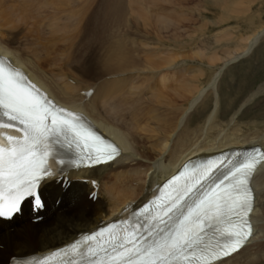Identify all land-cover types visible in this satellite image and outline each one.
<instances>
[{
	"label": "bare ground",
	"instance_id": "1",
	"mask_svg": "<svg viewBox=\"0 0 264 264\" xmlns=\"http://www.w3.org/2000/svg\"><path fill=\"white\" fill-rule=\"evenodd\" d=\"M67 1L0 0V54L24 71L56 104L82 114L115 140L122 153L112 162L66 171L45 180L39 190L44 197L42 210L35 214L26 201L19 215L7 221L0 219V229L4 230H0V264L9 259L11 247L20 258L42 254L117 218L123 209L137 207L154 185L185 160L254 145L264 151V125L261 130L255 128L244 134L235 120L238 111L225 120L228 112L220 110L219 87L227 67L247 56L264 36L263 24L242 36L244 43L239 50L224 51V46V52L215 55L203 46L194 52L205 55L215 65L206 84L200 86L205 69L177 66L178 55L172 53L180 39L178 22L170 7L127 6L125 0ZM194 1L197 15L205 16L199 7L204 9L206 0ZM212 1L211 6L225 9L218 23L230 17L228 6L232 7L230 12L238 13L241 6H251L252 2ZM226 33V29L218 30L215 42L229 40L232 36L226 37ZM189 37L182 40L180 48L192 42V35ZM48 40L55 45L67 41V52L63 53L62 47L60 51L49 49ZM162 70L166 73L160 74ZM167 72L179 74L173 81L176 86L164 84L165 78H172ZM263 90L258 87L239 108ZM194 114L203 121L195 120ZM65 177L67 186L62 184ZM252 186L253 236L239 251L212 264H264V156ZM93 195H97L94 200ZM24 214L32 219L41 215L44 218L21 225L25 223ZM49 217L53 219L42 223ZM14 225L20 227L15 229Z\"/></svg>",
	"mask_w": 264,
	"mask_h": 264
},
{
	"label": "rangeland",
	"instance_id": "2",
	"mask_svg": "<svg viewBox=\"0 0 264 264\" xmlns=\"http://www.w3.org/2000/svg\"><path fill=\"white\" fill-rule=\"evenodd\" d=\"M135 2L138 3V5H136ZM194 2L197 1L194 0L193 2L190 1L187 2V0H153V1L125 0L124 1V3L127 6H133L135 4L134 6H150L149 8L152 9L156 6L158 7L168 6L171 8V11L174 12L178 22L179 28L177 30L179 31L177 33L179 34L178 38L180 39L178 41L179 42L178 47H176V49H174V52L172 53L173 55H178L176 56L177 66L180 65L185 67L192 65L194 68L199 67L205 69V75L201 77V83H200L201 86L203 84H206L207 79L210 77L211 73L215 69V65L212 64L213 62L210 61L205 55L198 56L194 52L201 51L203 49V46L204 47L207 46L210 52H214L213 54L215 55L223 53L228 48L230 50L233 49L239 50L244 43V40L242 38L246 34H248L249 30L253 28L255 29L262 24L264 25V0H252L251 6H241L238 13L230 12L231 11L230 9H232V7L228 6L229 8L227 9V14L229 13L228 16L230 17H227L226 20L219 21V23L217 22L218 18H220L221 15L225 14V9H223L220 6H211L213 2L212 0H206L205 2L206 6H204L206 9L205 8L203 9L200 8L203 6H200L201 2L199 1L197 6H200L199 7L200 12L205 13V16L203 15L199 16L197 15L199 14L198 10L193 5ZM192 7H194L195 10ZM188 8H192V10L190 9L188 10ZM244 10L247 11L243 13L242 11ZM131 16L134 17L135 15L133 14ZM128 18L130 19V17ZM199 25L202 26L201 29ZM205 26L208 27V29L204 30ZM221 29H226V31H228V34L226 33L227 34L226 37H228L229 35L232 37H230L229 40H227L228 42L226 41V39L228 38H226L224 40L221 39L222 41L216 43L214 34ZM189 35L190 36L192 35V42L189 41L190 44H186L185 47L180 48L179 46L183 44L182 40L186 41L188 38H190ZM48 42L47 45L49 49L52 47V49L55 50L57 49L56 51L58 50L60 51V49L63 48V53L67 52L64 47L66 44L69 45L67 41H65L66 44L63 42L62 43L56 42L57 45L52 44L51 40H48ZM74 42H77V39H75ZM201 42L204 44L202 45ZM223 47L225 49L224 51H223ZM209 50L206 51L208 52ZM187 54H189L191 58H189ZM183 55H186L185 57H187V59L182 62L181 58L183 57ZM159 73L161 74L166 72L165 70H162ZM167 74L170 75L171 72H167ZM171 75L172 78L167 77L164 80V84L166 86L168 85L176 86L175 85L176 83L173 81L174 79L175 80L178 79L179 74L174 73ZM81 77L84 80L86 79L85 81L89 80L87 76H81ZM195 84H197L196 80H195ZM219 87H220V105H221L220 110H224L228 112V114L225 116V120L227 118L230 119V114L234 113L235 111H238L235 120L240 123L238 128H242L244 134H250L254 132L255 128H258V130L263 129L262 127L264 125V90L262 92L257 93L256 96H254L253 99L248 103L249 105L247 104L240 108L239 106L243 104L242 103L243 99H246L250 93L258 90V87L259 88L264 87V36L260 38L258 43L254 46V48L247 56L239 59L238 61L233 62L227 67L225 73L220 78ZM178 104L180 103L178 102ZM211 106H212V108L210 107L211 109L210 108L207 109L208 112L209 109L210 112L213 109V105ZM193 118L195 120L201 119L200 122L203 121L202 120L203 117H199L198 114H194ZM253 119H255V121L251 124L249 121L252 122ZM40 217L41 219L37 222H40L42 218H44L43 215H41ZM22 219L23 221H25V223L21 225L33 222L32 218H29V216H27L26 214L23 215ZM52 219H53L52 217H49L42 223H46L48 221H51ZM19 227L20 226L18 225H14L15 229ZM0 230L1 232L4 231L2 229ZM13 250L15 249L11 247L9 251L10 252L9 259L6 261L5 264L9 263V260L11 259L10 257L12 258L21 257L19 256L20 254L15 253ZM0 257L2 256L0 255Z\"/></svg>",
	"mask_w": 264,
	"mask_h": 264
}]
</instances>
